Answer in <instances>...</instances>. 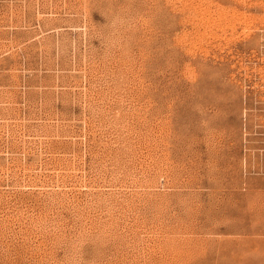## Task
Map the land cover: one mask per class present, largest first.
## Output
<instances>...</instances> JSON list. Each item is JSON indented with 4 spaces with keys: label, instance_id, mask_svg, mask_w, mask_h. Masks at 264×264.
I'll return each instance as SVG.
<instances>
[{
    "label": "rangeland",
    "instance_id": "374dc122",
    "mask_svg": "<svg viewBox=\"0 0 264 264\" xmlns=\"http://www.w3.org/2000/svg\"><path fill=\"white\" fill-rule=\"evenodd\" d=\"M0 264H264V0H0Z\"/></svg>",
    "mask_w": 264,
    "mask_h": 264
}]
</instances>
